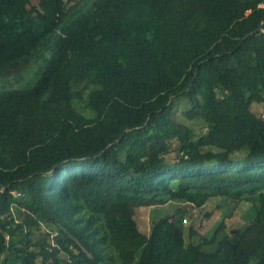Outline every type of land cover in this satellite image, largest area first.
Instances as JSON below:
<instances>
[{
	"label": "trees",
	"instance_id": "1",
	"mask_svg": "<svg viewBox=\"0 0 264 264\" xmlns=\"http://www.w3.org/2000/svg\"><path fill=\"white\" fill-rule=\"evenodd\" d=\"M10 77L0 264H264V0H0ZM218 196L232 234L187 243L180 210L139 228Z\"/></svg>",
	"mask_w": 264,
	"mask_h": 264
},
{
	"label": "rangeland",
	"instance_id": "2",
	"mask_svg": "<svg viewBox=\"0 0 264 264\" xmlns=\"http://www.w3.org/2000/svg\"><path fill=\"white\" fill-rule=\"evenodd\" d=\"M45 63H41L38 65L35 74L33 75L34 82L38 76L40 75L42 69L44 68ZM27 79H18L15 77H10L9 79L2 80L0 79V84L6 85L9 87H17L22 86ZM254 110L259 113L260 115L264 116V103L261 104H254ZM182 109H184V105L182 101H178L175 107L174 115L180 122H185L193 127L197 136L206 133L207 126L203 120H186L182 115ZM220 197H214V199L208 201L203 207L194 210V214L192 216L188 213L187 210L189 206L184 203H178L174 200L168 202V204L161 205V206H153V207H140L137 209L136 219L139 225V228L142 231L148 232L150 229V225L152 220L154 219V215H165V214H176L179 211V214H182V217H187L188 221L183 222V226L185 228L186 234V242H199L200 238L203 235H211L215 230L216 226L220 223L223 218H226V224L228 228H225V232L232 234V229L238 228L241 226V222L243 220L241 214V208L235 211L232 216L227 218L225 213L227 212V208L223 205V201L219 199ZM248 206V205H247ZM245 205V208L247 207ZM207 213H211L210 216ZM193 227L197 233L191 237L188 236V229Z\"/></svg>",
	"mask_w": 264,
	"mask_h": 264
},
{
	"label": "built area",
	"instance_id": "3",
	"mask_svg": "<svg viewBox=\"0 0 264 264\" xmlns=\"http://www.w3.org/2000/svg\"><path fill=\"white\" fill-rule=\"evenodd\" d=\"M187 221H188L187 217H184L183 222H187Z\"/></svg>",
	"mask_w": 264,
	"mask_h": 264
}]
</instances>
